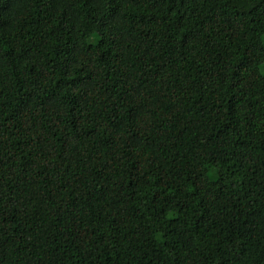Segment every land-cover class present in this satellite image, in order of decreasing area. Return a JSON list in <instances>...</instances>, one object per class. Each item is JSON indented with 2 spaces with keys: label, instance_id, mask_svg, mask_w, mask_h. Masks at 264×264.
<instances>
[{
  "label": "trees",
  "instance_id": "16d2710c",
  "mask_svg": "<svg viewBox=\"0 0 264 264\" xmlns=\"http://www.w3.org/2000/svg\"><path fill=\"white\" fill-rule=\"evenodd\" d=\"M263 61L264 0H0V264H264Z\"/></svg>",
  "mask_w": 264,
  "mask_h": 264
},
{
  "label": "rangeland",
  "instance_id": "374dc122",
  "mask_svg": "<svg viewBox=\"0 0 264 264\" xmlns=\"http://www.w3.org/2000/svg\"><path fill=\"white\" fill-rule=\"evenodd\" d=\"M96 50H97V53L100 54L102 52L105 51V46L102 42H98V44L96 45ZM260 71L262 73H264V61L260 63Z\"/></svg>",
  "mask_w": 264,
  "mask_h": 264
}]
</instances>
